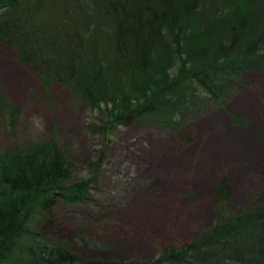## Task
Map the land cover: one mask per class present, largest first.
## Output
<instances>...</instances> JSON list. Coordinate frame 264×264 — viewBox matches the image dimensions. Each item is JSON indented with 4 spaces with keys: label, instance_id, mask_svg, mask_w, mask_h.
<instances>
[{
    "label": "trees",
    "instance_id": "1",
    "mask_svg": "<svg viewBox=\"0 0 264 264\" xmlns=\"http://www.w3.org/2000/svg\"><path fill=\"white\" fill-rule=\"evenodd\" d=\"M0 45L44 88L58 84L97 112L103 139L134 122L182 130L188 144L183 128L223 108L244 71L264 75V0H0ZM21 114L0 87L2 128ZM73 167L54 140L0 153V264H264V205L147 261L74 254L44 234L58 203L94 201L98 177L74 178ZM213 196L230 199L226 177Z\"/></svg>",
    "mask_w": 264,
    "mask_h": 264
},
{
    "label": "rangeland",
    "instance_id": "2",
    "mask_svg": "<svg viewBox=\"0 0 264 264\" xmlns=\"http://www.w3.org/2000/svg\"><path fill=\"white\" fill-rule=\"evenodd\" d=\"M243 76L246 85L223 108L212 105L183 128L192 138L188 144L182 130L134 122L115 126L103 139L97 112L58 84L44 88L11 49L0 45V87L22 113L14 130L0 124V153L54 140L72 162L74 178L98 179L89 188L94 201L58 203L44 234L86 260L147 261L164 247L180 246L216 223L264 205V75L244 71ZM207 146L229 154V162L215 158L219 162L205 171ZM182 158L186 173L183 180L174 179ZM200 166L199 184L194 176ZM224 177L231 197L217 202L213 190ZM251 187L255 193L244 192ZM142 202L149 206L139 220L134 207Z\"/></svg>",
    "mask_w": 264,
    "mask_h": 264
},
{
    "label": "bare ground",
    "instance_id": "3",
    "mask_svg": "<svg viewBox=\"0 0 264 264\" xmlns=\"http://www.w3.org/2000/svg\"><path fill=\"white\" fill-rule=\"evenodd\" d=\"M205 123V122H204ZM219 124V123H218ZM210 125V124H209ZM212 125H214V124H212ZM220 130H221V128H220ZM213 144V142H210V143H208V145H212ZM207 150H204V152L203 153H208V160H207V164L206 165H204L205 167H206V169H205V171H207V169H208V167L209 166H213L212 167V169L215 167V163H217V162H219V161H221V160H223L222 162H229V157H230V155L229 154H227L226 153V151H225V157H224V153H221V151H219V150H211V148L209 147V146H207V148H206ZM220 155V157H217V156H219ZM215 158H218L219 159V161L218 160H216ZM209 159H210V161H209ZM182 160H183V163L181 164V166H180V170L178 171V175H176L175 176V178L174 179H180V180H183V174H185L186 173V164H187V162H186V160L184 159V158H182ZM203 169V167L201 168V166H200V168L198 169V172L196 173V175L194 176V179L196 180V182L197 183H201L202 181H203V178H204V174L203 173H201L200 172V170H202ZM156 172H158V169H156ZM205 173V172H204ZM167 173L166 172H164L163 171V175L165 176ZM167 187H170V188H172V186H167ZM255 191L256 190H254L252 187L250 188V190H246V191H244L245 193H247V194H252V193H255ZM146 199V198H145ZM138 201V200H137ZM134 205V204H133ZM148 206H149V202H142V203H139L138 205H136L135 207H134V214H135V216L136 217H138V219L139 220H142L144 217L141 215V213H143V211L144 212H148ZM131 212V211H130ZM134 216V217H135ZM158 216L162 219V220H164L165 218L162 216V214H158ZM194 215H192V216H190V217H193ZM132 217V216H131ZM166 231H164V233H165Z\"/></svg>",
    "mask_w": 264,
    "mask_h": 264
}]
</instances>
